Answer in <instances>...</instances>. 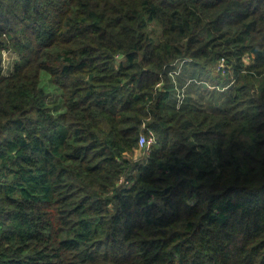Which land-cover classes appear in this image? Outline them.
Segmentation results:
<instances>
[{
    "label": "trees",
    "instance_id": "obj_1",
    "mask_svg": "<svg viewBox=\"0 0 264 264\" xmlns=\"http://www.w3.org/2000/svg\"><path fill=\"white\" fill-rule=\"evenodd\" d=\"M0 264H264V0H0Z\"/></svg>",
    "mask_w": 264,
    "mask_h": 264
},
{
    "label": "rangeland",
    "instance_id": "obj_2",
    "mask_svg": "<svg viewBox=\"0 0 264 264\" xmlns=\"http://www.w3.org/2000/svg\"><path fill=\"white\" fill-rule=\"evenodd\" d=\"M17 58L14 56L13 60ZM7 64L11 66L13 62L6 59ZM220 66H224V60H220L217 66H213L212 68H205L204 73L202 75L203 80H198V84L195 85L192 79H190L189 74L193 69L192 66H189V70L183 75L182 81H179L176 78L175 83L178 88H182L181 91L188 92V89L191 90L192 95L195 98V103L200 101L204 106H209L210 104H217L216 106L219 108H223L225 106L227 97L229 95L230 87L223 86V82L226 81L227 77L223 76L224 71L220 70ZM222 71V73H221ZM183 69L180 67H176L173 70V75L177 73L182 74ZM49 77L43 75V81L46 84L47 95L46 98L48 101H57L60 103V108L64 106L62 102V91L60 87H56L55 84H52L49 80ZM231 85V84H229ZM214 106V107H216ZM144 152V151H143Z\"/></svg>",
    "mask_w": 264,
    "mask_h": 264
},
{
    "label": "built area",
    "instance_id": "obj_3",
    "mask_svg": "<svg viewBox=\"0 0 264 264\" xmlns=\"http://www.w3.org/2000/svg\"><path fill=\"white\" fill-rule=\"evenodd\" d=\"M184 99V94L181 91L179 93V102H182ZM155 140V137L153 134H151L150 136H147L146 134H142L139 142L143 147H146L147 149L150 147L151 143Z\"/></svg>",
    "mask_w": 264,
    "mask_h": 264
}]
</instances>
